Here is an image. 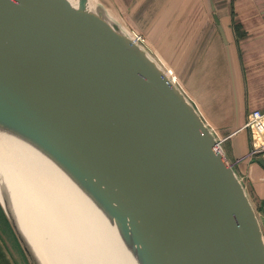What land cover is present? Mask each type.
<instances>
[{
  "label": "water",
  "instance_id": "95a60500",
  "mask_svg": "<svg viewBox=\"0 0 264 264\" xmlns=\"http://www.w3.org/2000/svg\"><path fill=\"white\" fill-rule=\"evenodd\" d=\"M0 121L99 199L138 264H264L256 209L220 140L101 1L0 0ZM0 188L28 264H42Z\"/></svg>",
  "mask_w": 264,
  "mask_h": 264
},
{
  "label": "crops",
  "instance_id": "0c3cea01",
  "mask_svg": "<svg viewBox=\"0 0 264 264\" xmlns=\"http://www.w3.org/2000/svg\"><path fill=\"white\" fill-rule=\"evenodd\" d=\"M103 1L123 27L129 24L148 42L163 31L172 45L179 41L181 49H190L187 58L181 56V64H195L189 70L193 83L188 90L214 128L229 129L231 134L235 123L241 128L247 114L264 108V0ZM121 13L128 22L117 17ZM226 136L221 148L256 207L264 239L262 158L246 157L251 146L246 129ZM0 243L9 258L0 264H28L1 210Z\"/></svg>",
  "mask_w": 264,
  "mask_h": 264
},
{
  "label": "bare ground",
  "instance_id": "6f19581e",
  "mask_svg": "<svg viewBox=\"0 0 264 264\" xmlns=\"http://www.w3.org/2000/svg\"><path fill=\"white\" fill-rule=\"evenodd\" d=\"M68 1L75 8L80 2ZM240 130L235 123L232 135ZM0 186L42 264H138L134 245L124 244L99 199L31 137L3 121Z\"/></svg>",
  "mask_w": 264,
  "mask_h": 264
},
{
  "label": "rangeland",
  "instance_id": "374dc122",
  "mask_svg": "<svg viewBox=\"0 0 264 264\" xmlns=\"http://www.w3.org/2000/svg\"><path fill=\"white\" fill-rule=\"evenodd\" d=\"M97 1H100V0H97ZM102 3L104 4L103 0H102ZM117 17H121V19L125 23L128 22V19L125 17L124 14L122 15V13L117 15ZM125 29H128L130 32H137V33L141 34L144 37V39H145V48L160 63V65H162L164 68H166L167 72H169L170 76L174 79L175 83L185 93V95L187 96L189 101H191V103L194 104L195 99H194V96L188 90V86H190L191 82H192L191 78H190L189 70H190V68H194L195 64L194 63L188 64V62H185L184 64L183 63L181 64V56L183 58L184 57L187 58L190 55V53H191L190 49H181V44H180L179 41H178L177 44L174 43L172 45L171 42H170V39L167 38L166 33H164L163 31L156 32V34L154 36V42H148L147 38H145L143 33H141L139 31L134 30L133 28L129 27V24H127V23L125 25ZM153 35H154V33L151 34V36H153ZM151 36H150V38H151ZM179 38H181V37L179 36ZM155 39H156V41H155ZM185 83H187V87L185 86L186 85ZM194 106L196 107V104H194ZM196 108L199 111V113L201 114L202 118L211 127V129L213 130V132L215 133L217 138L220 140L221 147H222V145H224V141L227 138V136L225 137V135L231 136L232 133L231 134L229 133V129L220 130L219 128H214V126L212 125V122L209 119L208 113L203 112L200 109L201 107L199 108V105H197ZM246 130L249 132L248 128ZM230 131H232V130H230ZM249 136H250V133H249ZM257 158L258 157H256L255 159H257ZM255 209H256V207H255ZM0 210H1L2 214H3L4 220L7 222V225L9 226L7 218L5 217L2 209H0ZM9 228H10L11 234L13 235L14 240L17 241L19 250H21V252L23 254L21 246L18 243V240L16 239V237H15L14 233L12 232V229H11L10 226H9ZM0 257L2 258L0 260H9L8 255H7L6 251H5V249L2 247L1 243H0Z\"/></svg>",
  "mask_w": 264,
  "mask_h": 264
},
{
  "label": "built area",
  "instance_id": "2783aa9c",
  "mask_svg": "<svg viewBox=\"0 0 264 264\" xmlns=\"http://www.w3.org/2000/svg\"><path fill=\"white\" fill-rule=\"evenodd\" d=\"M131 36L140 44L145 45L144 37L137 32H130ZM249 130L251 146L246 154L247 158L260 157L264 159V108L261 110H253L247 114L245 124L241 127ZM258 132L260 143L255 139V133Z\"/></svg>",
  "mask_w": 264,
  "mask_h": 264
}]
</instances>
